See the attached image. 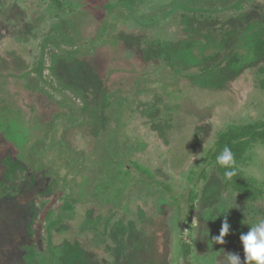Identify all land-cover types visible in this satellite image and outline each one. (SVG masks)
Masks as SVG:
<instances>
[{"label": "rangeland", "instance_id": "obj_1", "mask_svg": "<svg viewBox=\"0 0 264 264\" xmlns=\"http://www.w3.org/2000/svg\"><path fill=\"white\" fill-rule=\"evenodd\" d=\"M263 69L264 0H0V264L243 261L264 199L206 160L264 121Z\"/></svg>", "mask_w": 264, "mask_h": 264}, {"label": "trees", "instance_id": "obj_2", "mask_svg": "<svg viewBox=\"0 0 264 264\" xmlns=\"http://www.w3.org/2000/svg\"><path fill=\"white\" fill-rule=\"evenodd\" d=\"M50 1L55 7L62 9L63 0ZM116 1L122 5L134 7L138 6L143 0ZM262 73L264 74V69L262 70ZM259 144H264V121L251 125H232L218 135L217 141L212 150L209 152L206 160L207 164L215 167L218 175L220 176L224 194L236 193L245 201L253 205H257L264 199V185L261 182L248 177L246 169L252 162L251 154L253 149ZM224 147L231 149L235 159L234 168L237 175L231 179L225 177L224 173L226 169L216 163V156L223 150ZM136 168L143 174L148 173L146 169L140 167L139 165H136ZM191 210H193V207ZM182 246L185 264H190V245L183 243Z\"/></svg>", "mask_w": 264, "mask_h": 264}, {"label": "clouds", "instance_id": "obj_3", "mask_svg": "<svg viewBox=\"0 0 264 264\" xmlns=\"http://www.w3.org/2000/svg\"><path fill=\"white\" fill-rule=\"evenodd\" d=\"M216 163L226 169L224 175L231 179L237 175L234 168L235 159L230 148L224 147L216 156ZM196 221L194 220L193 223ZM249 231L241 233L239 239L243 248L244 259L235 253H224L226 264H264V218H260L248 224ZM230 225L227 218L223 220L220 233L213 238V242L223 245L225 237L229 234Z\"/></svg>", "mask_w": 264, "mask_h": 264}]
</instances>
